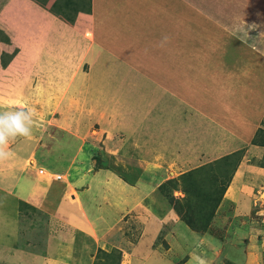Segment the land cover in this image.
I'll return each mask as SVG.
<instances>
[{
  "label": "crops",
  "instance_id": "crops-1",
  "mask_svg": "<svg viewBox=\"0 0 264 264\" xmlns=\"http://www.w3.org/2000/svg\"><path fill=\"white\" fill-rule=\"evenodd\" d=\"M206 1L203 13L212 14L215 6ZM237 1L217 0L216 8L231 11ZM240 1L246 7L248 0ZM195 3L200 0H0V31L11 40H0V111L23 106L34 122L31 136L11 141L9 157L0 160V264H169L156 239L164 233L183 245L186 230L199 237L197 250L204 238L212 240L209 248L216 243L208 236L214 224L205 234L190 229L161 186L178 180L182 187V175L208 166L220 171L240 156L214 221L227 202L253 217L252 197L241 194L251 159L231 148L237 128H246L238 118L251 121L247 109L235 104L236 118L230 116L229 108L210 105L182 81L186 73L197 79L203 66L201 57L182 64L183 53L195 48L184 31ZM15 49L3 67L1 54ZM260 93L255 97L264 102V88ZM23 204L37 213L41 235L32 231L35 220L23 221L29 217ZM29 227L34 249L17 238ZM256 244L264 246V238Z\"/></svg>",
  "mask_w": 264,
  "mask_h": 264
},
{
  "label": "rangeland",
  "instance_id": "rangeland-1",
  "mask_svg": "<svg viewBox=\"0 0 264 264\" xmlns=\"http://www.w3.org/2000/svg\"><path fill=\"white\" fill-rule=\"evenodd\" d=\"M205 1L200 0V5L195 3L198 10L196 8L192 11V20H188V18L184 26V31L188 33L189 39L195 45V48L192 50L194 51L193 53H183L186 61H182L183 68L185 69V66H188L196 57L203 58V66L199 70L201 74L197 76V79H194L191 78V74L186 73V77L183 75L182 81L191 87L192 85L196 86L199 91V97L207 100L210 105L218 102L220 107L229 108L230 116L236 118L237 111L244 108L247 109L246 117L251 119V121L249 120L245 123L242 119L238 118V122H242L243 124L241 125H246V128H237L238 133L234 134L231 148H241L240 153L243 155L246 153L247 158L251 159L249 163L251 170H247L249 173L246 174V185L242 188L241 194L252 197L248 211L252 213L253 217L241 214V210L237 209L240 205L237 202L233 204L227 202L225 204L226 208H222L219 222L217 219L214 221L216 214L213 215L211 223L209 222V225L214 224L213 229L215 228L214 232L208 235L213 237V241L216 238V243L213 246L207 248L209 246L206 245L207 242L212 240L204 238L202 242L206 244H200L197 250L192 246L197 240V234L192 235L186 230L187 232L182 234L183 237H180L182 241L184 240L182 242L183 245L179 244L177 238L175 240L170 236L165 237L164 233H161V236L156 239V243L153 242L156 245L159 243L161 248L158 250L157 246L151 244L149 247L153 248H150V253L153 256H157L155 255V250L162 251L159 257L165 258V261L169 264L184 263L186 259L192 261L193 264H246L249 260L253 264H257V262L264 264V246L260 247L256 244L257 242L260 243L264 238V175H262V173L264 174V102L263 98L256 99L257 97H261L260 90L264 88V0H258L257 2L248 0L246 7H242L239 0L235 4H231V11L228 8L225 10H222V8L218 9L216 6L219 2L217 0H209L211 5L215 6L214 8L211 7L214 17L209 12L204 15L203 12L206 11L205 8L208 6V4H206L207 6H203ZM194 13H197L200 17L197 19ZM198 26L202 30L200 36H196L195 33ZM153 64L155 62H150L149 66ZM164 64L170 65L168 62ZM229 79L232 80L234 86L227 84ZM251 91L253 92L251 93ZM239 103L240 105L241 103L243 104V108L237 106ZM235 104L238 108L237 111H234L236 108L233 105ZM260 108L263 109L262 114L259 113ZM254 109L256 111H253ZM71 114L74 115L76 112L74 114L71 112ZM255 121H257V126ZM253 123L254 125H252ZM258 126L260 127L259 129L257 128ZM256 128L257 131L255 133ZM116 131L120 132V130H110L112 133H116ZM238 134L239 136L237 137ZM253 135L254 137L252 138ZM254 138H256V142L255 140L253 141ZM110 156L108 154L106 156L109 158V161L106 162L107 166H110L112 163ZM236 161L237 159L224 164L220 171L212 169V166H208L195 173L196 180L193 184L199 187L196 192L187 190V188H191V178L185 180L189 186H185L184 183L181 187L178 183L175 186L176 188H172L173 182L170 185L164 186L163 188H166V195L163 198L171 204L170 197L173 190H182L184 196L179 197L180 203L185 205L187 209H184L181 215L179 214L180 218L188 213L198 225L205 224L207 217L210 216V206L201 205L200 207L201 209L204 208V212L199 210L200 207H196L197 211L192 212L188 209V204L195 203L196 201L200 203L201 197H204L203 195H220L221 189L230 180V176L234 172ZM253 169L255 172H259L256 173V176ZM197 174L199 176L205 174V179L197 177ZM257 174L260 175L259 178L261 179H256L258 178ZM157 194L160 195V191ZM255 203L257 204L256 206ZM23 206L29 212V217L26 220L21 218V220L24 222L35 220L33 228H36V230L32 231L41 235L37 230L41 225L37 213L31 207L30 210L24 204ZM261 209L262 211L259 212ZM244 226H247L248 232L243 233ZM182 227L187 229L185 226ZM255 227L259 231L253 230ZM132 228H136L135 224H132ZM31 229V227L27 228L23 233V237L19 235L17 238L21 240V243L25 247L29 246L28 248L34 249L35 246L32 243H28L29 241L26 238ZM32 231H30V234ZM153 233L152 231L150 238H152ZM250 238L252 239L250 240ZM165 244H167V247Z\"/></svg>",
  "mask_w": 264,
  "mask_h": 264
},
{
  "label": "trees",
  "instance_id": "trees-1",
  "mask_svg": "<svg viewBox=\"0 0 264 264\" xmlns=\"http://www.w3.org/2000/svg\"><path fill=\"white\" fill-rule=\"evenodd\" d=\"M0 40L1 41H3V42H6V43H11V40H10V38H9V36L8 35H6V34H4V32H0ZM17 52H18V49H15L14 50V52H12V53H6V52H3L2 54H1V62H2V65H3V67H7L8 66V64L13 60V58L16 56V54H17ZM255 140V139H254ZM255 142H256V140H255ZM256 144H258V143H256ZM237 153L238 152H236V153H234V154H232V155H237ZM241 157L242 156H240L238 159H237V161H236V164H235V166H237V164H238V162L240 161V159H241ZM201 170H203V169H201ZM200 170L199 169H197V170H195V171H193V172H190V173H188V174H184V175H182L181 177H180V179H182V183H185V186H189L188 184H187V182H185V180L186 179H190L191 178V182H192V184H191V188H187V190L188 191H190V192H196V191H198V189H199V187H197V186H195L193 183H195V180H196V178H195V172L196 173H198ZM197 177H201L202 179L204 178L205 179V174H201L200 176L197 174ZM198 180V179H197ZM174 181L175 180H170V181H168V182H166L165 184H163L161 187H162V192L166 195V188H163L164 186H167V185H170V183H174ZM189 181V182H190ZM230 181V180H229ZM179 182H178V180L177 181H175V183H174V185L172 186V188H174L175 186H177V184H178ZM227 187H228V182H226V184H225V186L221 189L222 191H221V193H220V195H215V194H211V196L210 195H203L204 197H201V199H200V203L199 202H195V203H192V204H188V209L190 210V211H192V212H196L197 210H196V207H200L201 205H208V206H210V208H211V211H210V213H209V217H207V221H206V223L205 224H203L202 223V225L200 226V225H198V223H196V221H194L193 219H192V217H191V215L190 214H186V215H183V217L181 216V218H182V220H184L187 224H189L190 225V227H192L193 228V230H196V231H198V232H206L207 230H208V228H209V224L211 223V219L214 217L213 215L214 214H216V211H217V208H218V206L220 205V203H221V201H222V198H223V196H224V194H225V192H226V190H227ZM176 188V187H175ZM173 192H174V190H173ZM204 199V201H202ZM170 202H171V204H172V206H173V208L175 209V211L178 213V214H182V211L184 210V209H187L186 208V206L185 205H182L180 202H181V200L178 198V197H176L175 195H174V193H171V197H170ZM200 211H202V212H204V208H202L201 209V207H200V209H199ZM200 215V214H199ZM191 217V218H190ZM210 222V223H209Z\"/></svg>",
  "mask_w": 264,
  "mask_h": 264
},
{
  "label": "clouds",
  "instance_id": "clouds-1",
  "mask_svg": "<svg viewBox=\"0 0 264 264\" xmlns=\"http://www.w3.org/2000/svg\"><path fill=\"white\" fill-rule=\"evenodd\" d=\"M33 113L20 106L18 110L0 111V160L10 155L5 148L17 137L28 138L32 134Z\"/></svg>",
  "mask_w": 264,
  "mask_h": 264
},
{
  "label": "built area",
  "instance_id": "built-area-1",
  "mask_svg": "<svg viewBox=\"0 0 264 264\" xmlns=\"http://www.w3.org/2000/svg\"><path fill=\"white\" fill-rule=\"evenodd\" d=\"M40 173L43 175L48 174V172H46L44 169H40ZM53 176L54 179H62V175L61 174H51Z\"/></svg>",
  "mask_w": 264,
  "mask_h": 264
}]
</instances>
